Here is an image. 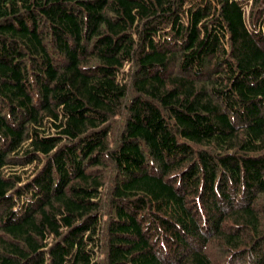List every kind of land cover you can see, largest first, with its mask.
<instances>
[{"label":"trees","instance_id":"obj_1","mask_svg":"<svg viewBox=\"0 0 264 264\" xmlns=\"http://www.w3.org/2000/svg\"><path fill=\"white\" fill-rule=\"evenodd\" d=\"M0 0V264H264V0Z\"/></svg>","mask_w":264,"mask_h":264},{"label":"rangeland","instance_id":"obj_2","mask_svg":"<svg viewBox=\"0 0 264 264\" xmlns=\"http://www.w3.org/2000/svg\"><path fill=\"white\" fill-rule=\"evenodd\" d=\"M250 6H251V0L250 2L248 3V6H247V13L249 14V11H250Z\"/></svg>","mask_w":264,"mask_h":264}]
</instances>
